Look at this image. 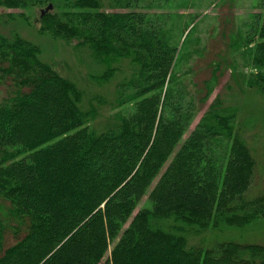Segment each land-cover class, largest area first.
I'll return each mask as SVG.
<instances>
[{"label":"trees","instance_id":"16d2710c","mask_svg":"<svg viewBox=\"0 0 264 264\" xmlns=\"http://www.w3.org/2000/svg\"><path fill=\"white\" fill-rule=\"evenodd\" d=\"M41 1L0 0V24ZM113 2L127 10L64 0L37 26L91 52L106 67L101 83L115 78V63L134 65L112 106L126 110L103 129L90 126L98 111L85 109L86 92L38 44L0 32V197L9 206L0 264H264V245H190L193 232L264 220V193L252 195L257 160L219 99L185 138L195 102L175 73L168 16L143 12L142 0ZM257 8L245 36L257 74L247 81L264 92V0ZM147 195L151 207L135 214Z\"/></svg>","mask_w":264,"mask_h":264},{"label":"rangeland","instance_id":"374dc122","mask_svg":"<svg viewBox=\"0 0 264 264\" xmlns=\"http://www.w3.org/2000/svg\"><path fill=\"white\" fill-rule=\"evenodd\" d=\"M261 0H142L143 12L166 14V27L171 29L172 42L178 44L179 59L175 73L189 98L194 99L196 116L187 136L196 128L210 107L215 103L219 113L234 115L233 125L248 142L257 160V174L252 195L264 193V92L248 86V78L257 74L252 63V49L246 46L245 36L252 22L253 14L259 12ZM103 10L125 12L113 0H103ZM53 5L52 12L62 10L64 0H42L27 9L11 10L15 16L5 24H0V32L6 35L19 33L23 38L38 44L42 49V59L52 64L63 76L73 80L86 92L90 110L93 105L98 114L90 121V126L103 129L109 118L122 110L112 108L117 85L130 79L134 65L129 60L114 64L115 78L110 83L97 80L105 71V66L97 61L86 49H79L49 35H41L37 30L42 11ZM25 14L21 18L19 14ZM181 49V54H180ZM181 56V57H180ZM214 74V76H213ZM211 80L210 84L207 82ZM207 82V88L204 82ZM210 96L205 99V95ZM5 95L0 88V98ZM105 102L99 103L100 99ZM8 204L0 197V221L8 214ZM149 195L138 205L137 214L143 208H150ZM221 244L264 245V220H259L245 228L224 227L208 230L204 235L190 234V245H198L201 240ZM205 242V243H206Z\"/></svg>","mask_w":264,"mask_h":264},{"label":"water","instance_id":"95a60500","mask_svg":"<svg viewBox=\"0 0 264 264\" xmlns=\"http://www.w3.org/2000/svg\"><path fill=\"white\" fill-rule=\"evenodd\" d=\"M51 10H53V5H49L45 10L42 11V17H44Z\"/></svg>","mask_w":264,"mask_h":264}]
</instances>
